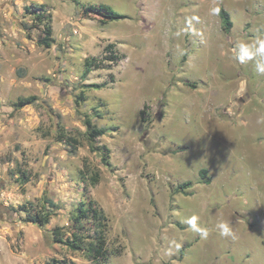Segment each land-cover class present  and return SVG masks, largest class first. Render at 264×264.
<instances>
[{"label": "rangeland", "instance_id": "1", "mask_svg": "<svg viewBox=\"0 0 264 264\" xmlns=\"http://www.w3.org/2000/svg\"><path fill=\"white\" fill-rule=\"evenodd\" d=\"M40 4L50 48L39 45L46 22L26 9ZM101 4L126 18L87 13ZM257 36L264 0H0V264H93L53 235L79 228L72 217L88 198L108 219L106 264H264V56L241 45L255 49ZM109 43L118 60L84 78ZM87 116L106 130L97 151ZM47 199L58 206L51 221H27L22 207ZM83 222L93 234V218Z\"/></svg>", "mask_w": 264, "mask_h": 264}, {"label": "trees", "instance_id": "2", "mask_svg": "<svg viewBox=\"0 0 264 264\" xmlns=\"http://www.w3.org/2000/svg\"><path fill=\"white\" fill-rule=\"evenodd\" d=\"M27 11L34 16L36 20L46 22V26L44 27V35L39 40V45L44 46L45 48H50L53 45L54 37H53V29L51 25V13L47 6L44 4L40 5H30L26 7ZM97 9L101 14H103L104 19L102 22L105 24L110 20H118L122 18H126V15H123L119 12L113 10L109 5L101 4L99 6L90 5L87 7V13L90 10ZM220 17L223 23V29L225 32L229 33L232 29L233 22L231 20L230 13L225 8H220L219 10ZM106 57L103 59L98 58H87L85 61V71L83 73L84 78L88 76V74L94 70V68H99L103 65L105 60L116 61L120 57L119 53L115 48L114 43H109L106 48ZM106 84L104 83H86L85 87H91L96 89L104 88ZM81 99H84L83 95L80 96ZM35 97H26L20 98L18 105L24 106L28 103L34 102ZM145 109L141 110V118L142 121L145 122L146 119L144 117ZM85 123L87 125V134L88 138L92 144V151L99 150L98 147L95 146V141L99 136H102L106 133V130L98 127L94 124L92 117L87 116L85 119ZM67 139V142L76 149V146L79 144L77 138L73 136H66L65 133H61L59 135V140ZM105 150V155L103 156V162L106 164H110L109 162V154L110 148L105 146L103 147ZM201 173L203 176L206 175L207 169H202ZM99 171H95L91 176V184L96 185L99 182ZM209 182V180H207ZM191 183H186L185 186H190ZM48 203L46 208L42 210H36L34 204L24 205L22 209L27 213V221H32L39 223L40 225L48 224L52 217L55 216V209L58 207L57 204L51 200L47 199ZM93 218L95 226L94 233H90L89 229L84 228V222L86 218ZM72 221L77 227L76 230L72 231L70 235H67L63 226H56L53 229V235L56 242L66 244L70 249L74 251L87 250V254L92 260L93 264H106L107 260L110 256V252L107 248L106 241V229H107V216L104 213L103 209L98 205V203L93 198H88L86 201H82L78 211L73 215ZM58 262V261H57ZM62 264H70L68 260H62Z\"/></svg>", "mask_w": 264, "mask_h": 264}, {"label": "clouds", "instance_id": "3", "mask_svg": "<svg viewBox=\"0 0 264 264\" xmlns=\"http://www.w3.org/2000/svg\"><path fill=\"white\" fill-rule=\"evenodd\" d=\"M218 9H213V12H217ZM255 43L259 45L258 47H255V49H251L250 47L247 46V43H241V45H244L242 48L243 56L248 57V58H253L256 56H264V36H257ZM255 70L260 73L264 74V63L262 62H256L255 64ZM264 122V121H262ZM196 217L189 218L186 222L189 224V226L192 228L193 231L198 232L202 238H207L208 236V230L199 227L196 224ZM218 228L220 230V235L221 236H230L232 235L231 230L227 224L221 223L218 225Z\"/></svg>", "mask_w": 264, "mask_h": 264}]
</instances>
